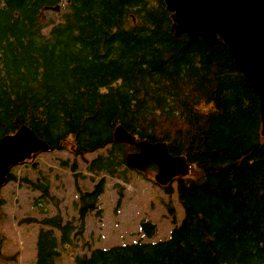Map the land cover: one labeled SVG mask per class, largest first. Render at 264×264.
Returning a JSON list of instances; mask_svg holds the SVG:
<instances>
[{"label":"trees","instance_id":"16d2710c","mask_svg":"<svg viewBox=\"0 0 264 264\" xmlns=\"http://www.w3.org/2000/svg\"><path fill=\"white\" fill-rule=\"evenodd\" d=\"M22 124L50 151H70L73 170L83 157L94 175L131 169L125 156L137 148L115 139L118 124L137 139L166 141L188 162L187 174L154 180L184 210L178 222L168 203V237L73 253L88 212H99L102 176L92 189L77 184L78 222L45 206L42 217L25 218L41 223L36 264H58L62 251L73 264H264L258 95L226 43L175 35L164 0H0V136ZM24 179L41 191L37 202L58 205L48 180ZM141 225L148 236L157 230L151 219Z\"/></svg>","mask_w":264,"mask_h":264},{"label":"rangeland","instance_id":"374dc122","mask_svg":"<svg viewBox=\"0 0 264 264\" xmlns=\"http://www.w3.org/2000/svg\"><path fill=\"white\" fill-rule=\"evenodd\" d=\"M59 18V14L57 16ZM107 148L87 152V159ZM68 160L63 165V160ZM74 155L68 150H45L35 153L30 159L11 166L16 179L7 180L0 188V264H36L35 243L41 223L27 221L26 217H42L45 206L49 213L60 209L64 219L78 222L77 184L82 189H92L95 181L106 178L105 190L98 199V209L88 212L83 236L77 240L78 247L73 253L89 252L95 246H111L131 243L139 239L157 241L170 235L174 226L173 215L168 203L176 207L178 222L184 210L177 193L169 195L155 183L157 169L138 172L128 169L124 175L112 176L105 172L94 175L88 170L87 161L78 157L77 169L71 164ZM48 180L50 191L58 199L37 202L40 192L24 179ZM119 183V187L116 185ZM151 219L157 224L153 236H148L142 228L141 220ZM58 264H73L70 255L62 251Z\"/></svg>","mask_w":264,"mask_h":264},{"label":"water","instance_id":"95a60500","mask_svg":"<svg viewBox=\"0 0 264 264\" xmlns=\"http://www.w3.org/2000/svg\"><path fill=\"white\" fill-rule=\"evenodd\" d=\"M170 11L175 35L187 34L191 39L226 43L234 61L253 86L259 98L264 136V0H164ZM59 9V5L54 7ZM118 141L134 145L137 150L125 156L126 165L145 172L157 165L155 180L166 185L178 175L188 173L185 155L172 154L166 141L137 139L124 125L114 130ZM28 124L13 133L0 136V188L8 180L11 166L30 159L33 154L49 149Z\"/></svg>","mask_w":264,"mask_h":264},{"label":"flooded vegetation","instance_id":"af4514ba","mask_svg":"<svg viewBox=\"0 0 264 264\" xmlns=\"http://www.w3.org/2000/svg\"><path fill=\"white\" fill-rule=\"evenodd\" d=\"M49 9H52V8H48L47 10H49ZM55 9V8H54ZM53 10V9H52ZM55 10H58V9H55Z\"/></svg>","mask_w":264,"mask_h":264},{"label":"bare ground","instance_id":"6f19581e","mask_svg":"<svg viewBox=\"0 0 264 264\" xmlns=\"http://www.w3.org/2000/svg\"><path fill=\"white\" fill-rule=\"evenodd\" d=\"M42 138V137H41ZM44 139V138H43ZM50 148V147H49ZM49 150V149H48Z\"/></svg>","mask_w":264,"mask_h":264},{"label":"clouds","instance_id":"9594fccd","mask_svg":"<svg viewBox=\"0 0 264 264\" xmlns=\"http://www.w3.org/2000/svg\"><path fill=\"white\" fill-rule=\"evenodd\" d=\"M101 91H103V89H101Z\"/></svg>","mask_w":264,"mask_h":264}]
</instances>
